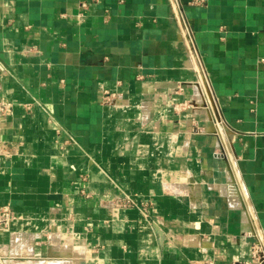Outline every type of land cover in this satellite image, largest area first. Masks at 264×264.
<instances>
[{
    "label": "crops",
    "instance_id": "obj_1",
    "mask_svg": "<svg viewBox=\"0 0 264 264\" xmlns=\"http://www.w3.org/2000/svg\"><path fill=\"white\" fill-rule=\"evenodd\" d=\"M189 1L0 0V264L251 258L264 0Z\"/></svg>",
    "mask_w": 264,
    "mask_h": 264
},
{
    "label": "built area",
    "instance_id": "obj_2",
    "mask_svg": "<svg viewBox=\"0 0 264 264\" xmlns=\"http://www.w3.org/2000/svg\"><path fill=\"white\" fill-rule=\"evenodd\" d=\"M178 3V0H175ZM208 0H190L189 3L191 5H205ZM86 6V3H83ZM181 14V13H180ZM188 38L191 36L190 30H188L185 34ZM207 83V82H206ZM181 88V87H180ZM205 99L200 102L198 100L190 99L184 100L182 102H178L175 104V110L180 111L187 108H205L211 107L214 110L213 115L219 113L217 98L212 89L208 84H206L205 89ZM103 99L105 101H113L115 99V94L112 92H106ZM10 104H4L0 107V110H5L9 107ZM121 204L127 207H137V208H146L147 201H139L135 197L130 194H126V196L121 200ZM15 218L13 210L9 204L0 205V231L10 229L11 222ZM249 236L252 238V256L248 260H236L232 262V264H264V232L262 230H258V228H252L249 232Z\"/></svg>",
    "mask_w": 264,
    "mask_h": 264
},
{
    "label": "bare ground",
    "instance_id": "obj_3",
    "mask_svg": "<svg viewBox=\"0 0 264 264\" xmlns=\"http://www.w3.org/2000/svg\"><path fill=\"white\" fill-rule=\"evenodd\" d=\"M213 112V111H212ZM230 191V190H229ZM233 192V191H232ZM234 193V192H233ZM235 196H233V198H234Z\"/></svg>",
    "mask_w": 264,
    "mask_h": 264
}]
</instances>
